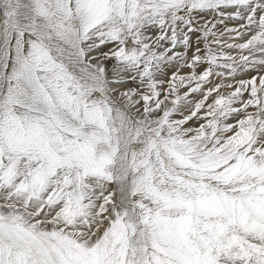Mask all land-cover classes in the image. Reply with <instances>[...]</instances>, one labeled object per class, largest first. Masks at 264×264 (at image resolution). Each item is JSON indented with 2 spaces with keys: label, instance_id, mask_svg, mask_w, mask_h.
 I'll list each match as a JSON object with an SVG mask.
<instances>
[{
  "label": "snow or ice",
  "instance_id": "snow-or-ice-1",
  "mask_svg": "<svg viewBox=\"0 0 264 264\" xmlns=\"http://www.w3.org/2000/svg\"><path fill=\"white\" fill-rule=\"evenodd\" d=\"M0 264H264V0H0Z\"/></svg>",
  "mask_w": 264,
  "mask_h": 264
}]
</instances>
